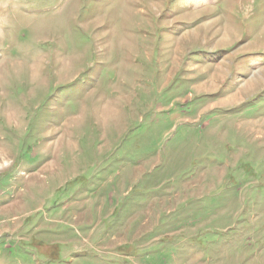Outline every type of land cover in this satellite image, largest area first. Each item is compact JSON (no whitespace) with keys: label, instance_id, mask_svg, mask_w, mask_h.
<instances>
[{"label":"rangeland","instance_id":"1","mask_svg":"<svg viewBox=\"0 0 264 264\" xmlns=\"http://www.w3.org/2000/svg\"><path fill=\"white\" fill-rule=\"evenodd\" d=\"M0 264H264V0H0Z\"/></svg>","mask_w":264,"mask_h":264}]
</instances>
